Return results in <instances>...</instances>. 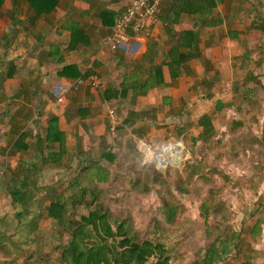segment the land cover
Wrapping results in <instances>:
<instances>
[{
	"label": "crops",
	"instance_id": "obj_1",
	"mask_svg": "<svg viewBox=\"0 0 264 264\" xmlns=\"http://www.w3.org/2000/svg\"><path fill=\"white\" fill-rule=\"evenodd\" d=\"M129 1L59 0L50 13L35 15L24 0H4L0 173L9 175H0V202L5 195L9 209L10 192L24 178L26 187L57 189L72 172L100 186L110 177L104 170L117 167V156L137 153L140 143L150 148L180 137L202 138L210 121L213 132L215 121L207 115L232 108L221 91L239 83L242 59L248 68L240 73L250 75L255 87L263 85L264 0H212L205 11L181 14L172 12V0H160L159 21L149 35L128 33L112 48L107 40ZM183 30L194 31L192 46L171 56ZM173 57L183 59L174 64ZM90 75L98 77L100 88L90 85ZM109 109L120 121L114 131ZM9 209L0 214L9 216Z\"/></svg>",
	"mask_w": 264,
	"mask_h": 264
},
{
	"label": "rangeland",
	"instance_id": "obj_2",
	"mask_svg": "<svg viewBox=\"0 0 264 264\" xmlns=\"http://www.w3.org/2000/svg\"><path fill=\"white\" fill-rule=\"evenodd\" d=\"M242 62L240 69L248 68ZM240 69L239 83L221 91L233 109L223 107L207 115L216 130L211 131L210 121L202 138L180 137L150 148L140 143L137 153L118 155L117 167L104 170L110 173L106 183L82 180L80 186L94 187L92 203L86 194L72 205V172L65 183L55 184L57 189L50 184L25 187L26 193L35 191L27 206L10 203L9 209L2 195L0 212L5 207L10 215L0 214V264H63L61 253L72 239L75 222L83 217L98 226L99 233L92 221L84 224L83 242L88 245H115L125 237L123 232L139 243L156 245L141 264H193L214 246L220 257L212 264H264V76L259 81L263 85L255 87ZM173 151L182 157L177 159ZM58 194L68 197L62 223L47 214ZM16 211L23 215L15 218Z\"/></svg>",
	"mask_w": 264,
	"mask_h": 264
},
{
	"label": "trees",
	"instance_id": "obj_3",
	"mask_svg": "<svg viewBox=\"0 0 264 264\" xmlns=\"http://www.w3.org/2000/svg\"><path fill=\"white\" fill-rule=\"evenodd\" d=\"M29 8L33 11L35 15L47 14L50 13L55 6L58 4L59 0H24ZM4 0H0V10L2 8ZM213 4L212 0H172V12L176 10L180 14L183 12L188 13H198L205 11L211 7ZM194 31L192 30H183L179 33L177 40L169 50L171 56L174 55V51L178 50L181 46L191 47L193 43ZM183 58L173 57L171 63H178L182 61ZM169 65V62H167ZM156 81L161 82V70L160 67L154 66ZM94 162L90 165L94 167ZM97 169H99L97 167ZM91 174H89L90 176ZM21 187L13 188L10 192L12 197L11 203L15 205L18 203L22 206H27L31 201V191L29 192L22 191V188L26 187V179H22ZM82 179L75 178L70 181L69 187L72 189V194L69 199L72 200V205H75L77 202H80L81 199L88 194L89 199L88 203H92L96 193L94 187L80 186ZM25 185V186H24ZM61 196V195H60ZM57 196L55 201L51 202L48 207V216L56 218L60 223L64 221V215L66 214V205L68 203V197ZM20 215L23 213L19 212ZM17 215V214H16ZM91 218V217H90ZM81 218L79 222H75L76 226L72 230V239L69 244L64 248L61 253V258L63 259V264H141L146 260V257L154 252L157 249L156 245H152L151 242L145 241L144 243H139L137 239L127 238L126 232L125 235L121 233L122 237L115 245L108 244L105 242H94L88 245L83 242L85 235L84 224L90 221L93 222L96 231L98 232V226L96 222L91 218ZM99 233V232H98ZM107 235H111L109 227L106 231ZM98 235V234H97ZM101 239V238H100ZM136 239V240H135ZM102 240V239H101ZM162 253V249L159 248ZM220 257V249L214 247H208L204 253L201 261H197L193 264H212L214 258ZM157 264H168L166 262H157ZM246 264V263H245Z\"/></svg>",
	"mask_w": 264,
	"mask_h": 264
},
{
	"label": "built area",
	"instance_id": "obj_4",
	"mask_svg": "<svg viewBox=\"0 0 264 264\" xmlns=\"http://www.w3.org/2000/svg\"><path fill=\"white\" fill-rule=\"evenodd\" d=\"M160 0H130L124 10L115 18L113 34L108 38L112 48L118 47L119 39L127 38L128 33L133 35H149L151 28L159 21L158 5ZM91 86L100 88L97 76L88 77ZM109 129L116 130L120 121L113 109L108 110Z\"/></svg>",
	"mask_w": 264,
	"mask_h": 264
},
{
	"label": "bare ground",
	"instance_id": "obj_5",
	"mask_svg": "<svg viewBox=\"0 0 264 264\" xmlns=\"http://www.w3.org/2000/svg\"><path fill=\"white\" fill-rule=\"evenodd\" d=\"M181 144V143H180ZM178 150L180 151L181 149L178 147ZM178 151V153H176L175 151H173V154L175 155V157L177 159H180L182 157V155L180 154V152Z\"/></svg>",
	"mask_w": 264,
	"mask_h": 264
},
{
	"label": "water",
	"instance_id": "obj_6",
	"mask_svg": "<svg viewBox=\"0 0 264 264\" xmlns=\"http://www.w3.org/2000/svg\"><path fill=\"white\" fill-rule=\"evenodd\" d=\"M181 160H173V163L180 164Z\"/></svg>",
	"mask_w": 264,
	"mask_h": 264
}]
</instances>
